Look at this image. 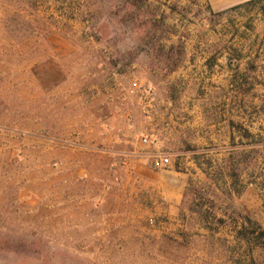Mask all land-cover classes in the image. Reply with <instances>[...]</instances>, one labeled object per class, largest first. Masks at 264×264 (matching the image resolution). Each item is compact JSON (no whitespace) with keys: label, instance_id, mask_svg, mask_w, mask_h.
Masks as SVG:
<instances>
[{"label":"rangeland","instance_id":"1","mask_svg":"<svg viewBox=\"0 0 264 264\" xmlns=\"http://www.w3.org/2000/svg\"><path fill=\"white\" fill-rule=\"evenodd\" d=\"M245 1L0 0V264H264Z\"/></svg>","mask_w":264,"mask_h":264},{"label":"trees","instance_id":"2","mask_svg":"<svg viewBox=\"0 0 264 264\" xmlns=\"http://www.w3.org/2000/svg\"><path fill=\"white\" fill-rule=\"evenodd\" d=\"M255 4H261L262 14L264 15V0H247L241 4H238L230 9V11H235L239 9H243L245 7H249ZM225 12L220 13V15L224 14Z\"/></svg>","mask_w":264,"mask_h":264},{"label":"crops","instance_id":"3","mask_svg":"<svg viewBox=\"0 0 264 264\" xmlns=\"http://www.w3.org/2000/svg\"><path fill=\"white\" fill-rule=\"evenodd\" d=\"M208 1L213 9L221 10L234 4L233 2H235L236 0H208Z\"/></svg>","mask_w":264,"mask_h":264},{"label":"built area","instance_id":"4","mask_svg":"<svg viewBox=\"0 0 264 264\" xmlns=\"http://www.w3.org/2000/svg\"><path fill=\"white\" fill-rule=\"evenodd\" d=\"M145 141H147V138L144 139ZM170 163V158L169 156H161L160 157V161H159V165L161 166H166Z\"/></svg>","mask_w":264,"mask_h":264}]
</instances>
